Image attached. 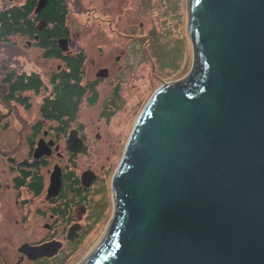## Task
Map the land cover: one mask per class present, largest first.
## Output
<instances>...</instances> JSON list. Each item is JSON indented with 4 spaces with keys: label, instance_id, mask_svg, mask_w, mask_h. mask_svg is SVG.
<instances>
[{
    "label": "water",
    "instance_id": "95a60500",
    "mask_svg": "<svg viewBox=\"0 0 264 264\" xmlns=\"http://www.w3.org/2000/svg\"><path fill=\"white\" fill-rule=\"evenodd\" d=\"M186 5L191 68L139 112L104 238L81 264H264V0ZM67 143L81 147L76 129ZM46 146L39 140L34 156ZM61 184L56 164L48 196ZM57 244L19 249L51 256Z\"/></svg>",
    "mask_w": 264,
    "mask_h": 264
},
{
    "label": "flooded vegetation",
    "instance_id": "af4514ba",
    "mask_svg": "<svg viewBox=\"0 0 264 264\" xmlns=\"http://www.w3.org/2000/svg\"><path fill=\"white\" fill-rule=\"evenodd\" d=\"M91 1L72 0L69 7V2L65 0L67 13L85 6L84 14L95 23L74 25L64 18L62 34L55 39V45L58 47L54 50L55 55L44 56L52 41L37 45V34L25 40L29 54H37L39 60L47 65L44 70L47 71L46 76L49 79L54 73L59 75L65 71V74L60 76L75 85L71 99L76 102L77 110L72 118L69 114H64L61 120H47L43 118L42 112L45 113L46 108L41 103L28 107L15 105L8 115L10 120L0 122V129H14L10 146L0 148V239L4 243L0 247V264H67L69 260L78 257L80 246L90 230L86 227L87 222V225L91 224L88 216L94 213L93 209L101 207L105 199L104 196L103 202H100L103 191L95 186L104 180L105 172L111 166V163L106 165L107 168L105 165L101 166L102 177L97 164L93 163L99 154L95 153L93 142L101 141L102 134L97 130L91 135L88 128L90 126H86L81 120V112L89 106L98 105L100 115L109 120L118 109L120 100L124 101L126 94H129L131 97L135 96L137 101L136 104H128L129 120L143 99V94L139 96L138 85H134V81L138 83L141 78L137 74L133 78L128 75L133 73L127 66L129 53L134 57L138 54L133 60L140 57V66L143 62V52L136 44L141 35L122 30V14L129 9H122L121 6L115 10L111 9L115 15L112 19L109 16L97 15L100 9L108 8L103 7L99 1ZM35 5L36 2L33 8ZM40 25L42 29L46 24L43 21ZM47 37L50 39L52 35L48 33ZM60 38L67 39L65 49L59 45ZM144 55L145 59L150 58L146 49ZM72 61L78 63L76 67L70 66ZM150 71H147L146 76L148 82H151ZM62 79L57 77L56 83ZM149 84L150 89L152 83ZM128 85L132 90L128 89ZM102 88H105L103 94ZM62 89L61 86L60 90ZM44 92L45 90H40L39 94L34 96H43ZM22 109L33 112L34 120H30V116L26 114L20 115L18 111ZM14 119L19 121H15L20 124L18 128L12 127V124H15ZM71 129H76L82 139L78 150L70 149L67 143ZM39 140L45 141V149H48L49 153L35 157L34 149ZM23 146L27 148L25 153L19 152ZM114 151L115 149L111 151L113 155ZM110 157L111 154H108L106 158ZM56 164L61 167L62 185L57 194L48 196L50 173ZM21 165L28 168V174L25 176L21 174ZM89 169L94 171L95 175L88 183L89 177L83 178L82 175ZM95 196L98 198L95 199ZM16 231L25 234L18 243ZM24 243L32 246L58 243V249L51 256L33 257L19 249ZM70 246L74 248L69 250Z\"/></svg>",
    "mask_w": 264,
    "mask_h": 264
},
{
    "label": "rangeland",
    "instance_id": "374dc122",
    "mask_svg": "<svg viewBox=\"0 0 264 264\" xmlns=\"http://www.w3.org/2000/svg\"><path fill=\"white\" fill-rule=\"evenodd\" d=\"M97 1H99L103 7L108 8V10L100 9L96 14L109 16L112 19L115 17L112 10L119 8V6H121L122 9H129L122 14V30L141 35L136 41V44L143 52L142 66L139 64V62H141L139 60L140 57L137 60H133L138 57V54L134 57L129 53V59L127 60L128 69L130 68L129 71L133 72L132 74H128L129 77L133 78L137 74L138 77L141 78L138 83L134 81V85H138L139 87V96L143 94L144 97L145 92L149 90V83H158L161 81L176 79L188 70L192 62V43L187 28L188 18L186 0H92L91 2L96 3ZM98 19L100 20V18ZM68 20L74 25L95 23L92 18L84 13L81 15L70 14ZM145 49L149 52V59H145ZM31 55L34 59V63L38 67L43 69L47 68V65L45 66V64L39 60L37 54L33 53ZM28 66L30 67V65ZM149 69L151 70V76H149L151 82L146 80L147 71ZM153 74L154 76H152ZM144 78L145 81H143ZM128 89L132 90L129 85ZM104 92L105 88H102L101 93L103 94ZM146 99L147 95L145 96V101L142 100V104H140V106L135 110L132 114V118L129 120H127L128 104L137 103L135 96L131 97L129 94H126L124 101L120 100L117 107L118 109L110 118L111 120L109 119L110 122L108 118L100 115V107L98 105L89 106L81 112V120L86 123V126H90L88 128L90 129L91 135L93 136L97 130H99L102 134L101 141L94 140L93 142L94 148H92L95 149V153H99L97 160H93V163L97 164V169L101 175L102 165H105L106 167V165L111 163V166L108 171L105 169L106 172L104 180L95 186L96 189H102L103 193L100 202H103L102 198L105 196L104 202L98 209H93L94 213H91L90 216H88V218L90 217L91 222L89 225H87L88 222L86 224V227L90 228L89 233L80 246L78 257L69 260L67 264H81L84 256L86 260L88 255H90V252H92L95 246H97L104 238L105 231L108 227L106 224L109 223L110 217L113 213V201L111 194L112 174L114 175L116 167L124 152L129 132L134 123L133 119L136 117L138 111L142 110L145 106ZM39 101V98L34 96L32 99V105L34 106L39 104ZM18 113L20 115L26 114L27 116H30V120H34V114L31 111H25L22 109L21 111H18ZM2 121L5 122V119ZM15 121L17 120L14 119L15 124H12V127L15 126L18 128L20 124L17 122L19 121ZM97 126H99V128H97ZM13 132L14 129H7L6 131L0 129V148H8L10 146L14 138ZM114 149L115 151L113 155V152L111 151ZM26 151V146H23L19 150L21 153H25ZM108 154H111L109 159L106 158ZM94 198L96 199L98 196H95ZM24 235L25 234H22V232L16 231L17 243L24 238ZM0 242H2L0 243L1 247L4 243L2 239H0ZM72 248L74 247L70 246L68 249L70 250ZM80 258L82 259L80 260ZM78 260L80 261L78 262Z\"/></svg>",
    "mask_w": 264,
    "mask_h": 264
},
{
    "label": "trees",
    "instance_id": "16d2710c",
    "mask_svg": "<svg viewBox=\"0 0 264 264\" xmlns=\"http://www.w3.org/2000/svg\"><path fill=\"white\" fill-rule=\"evenodd\" d=\"M34 2L35 0H0V121L10 120L8 115L13 110L12 106L31 105L34 95L39 94L40 90H45L40 97L41 105L46 108L45 113L42 112L44 119L61 120L64 114H69L72 118L77 110L76 102L71 99L75 85L60 76L65 71L59 75L56 72L49 79L47 72L36 68L25 43L26 39L37 34V45L52 41L44 56L55 55L54 50L58 49L55 39L62 34L67 14L65 0H48L38 15L33 14ZM41 20L47 22L42 29L39 28ZM48 33L52 38L48 39ZM70 64L71 67H76L78 63L72 61ZM57 77L63 79L56 83ZM150 92L149 90L145 96L148 97ZM20 169L24 176L28 174L27 166L21 165Z\"/></svg>",
    "mask_w": 264,
    "mask_h": 264
},
{
    "label": "bare ground",
    "instance_id": "6f19581e",
    "mask_svg": "<svg viewBox=\"0 0 264 264\" xmlns=\"http://www.w3.org/2000/svg\"><path fill=\"white\" fill-rule=\"evenodd\" d=\"M107 226H108V224H107Z\"/></svg>",
    "mask_w": 264,
    "mask_h": 264
}]
</instances>
